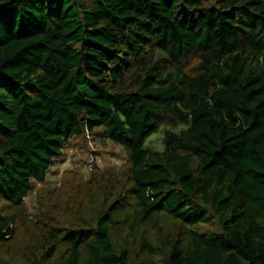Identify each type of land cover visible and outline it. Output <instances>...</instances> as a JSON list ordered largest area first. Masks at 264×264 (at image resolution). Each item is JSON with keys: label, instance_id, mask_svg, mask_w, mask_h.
I'll list each match as a JSON object with an SVG mask.
<instances>
[{"label": "trees", "instance_id": "16d2710c", "mask_svg": "<svg viewBox=\"0 0 264 264\" xmlns=\"http://www.w3.org/2000/svg\"><path fill=\"white\" fill-rule=\"evenodd\" d=\"M86 132L126 167L92 172L88 216L81 188L54 186L29 214L35 181ZM0 201V249L33 264H125L117 203L187 227L141 264H264V0H0Z\"/></svg>", "mask_w": 264, "mask_h": 264}, {"label": "rangeland", "instance_id": "374dc122", "mask_svg": "<svg viewBox=\"0 0 264 264\" xmlns=\"http://www.w3.org/2000/svg\"><path fill=\"white\" fill-rule=\"evenodd\" d=\"M159 135L161 133L158 131L154 132L150 135L151 138L148 139V142L156 148L162 147ZM126 157L127 154L121 146L105 139L98 133L90 135L86 132L84 136L71 138L64 147L62 157L48 169L46 179L43 182L35 181L32 190L24 198V204L29 214L35 215V207L33 205L37 194L45 189V193L49 195L53 191L50 189L54 186L58 187L66 195L70 191L75 193L77 188H81L76 200L77 203H82L80 216H88V202L92 199L88 189L96 181L91 176L93 175L92 172L107 169L105 173H108L109 178H112L114 173L120 171V168L126 167ZM87 180H90L91 183H86ZM116 206L115 223L111 236L116 244L122 248L128 247L130 249V255L125 264H141L153 259L164 260L167 258L174 242L182 243L186 240L187 227L172 216L158 213L152 215L148 220L139 219L134 222V219H132L133 213L128 207L129 204L121 205L117 203ZM61 207L64 208L63 206ZM0 208L2 210L8 209L7 204L3 201H0ZM64 209L63 220H66L71 217V213L66 208ZM196 227L199 230L208 232L219 229L215 220H211L208 223H198ZM23 228H25L24 224ZM143 239L157 246L158 252L149 254L147 251L140 249ZM16 248L17 246L12 247L14 252L11 256L3 249H0V264H33L32 261H23L24 258H20V254L15 252ZM45 261L47 259L42 260V262ZM58 263L59 254L55 252L52 256L51 264Z\"/></svg>", "mask_w": 264, "mask_h": 264}]
</instances>
